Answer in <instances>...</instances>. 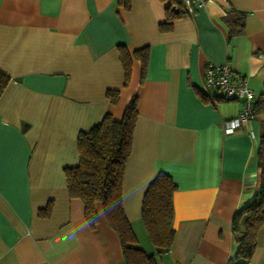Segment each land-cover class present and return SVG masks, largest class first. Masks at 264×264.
Masks as SVG:
<instances>
[{
	"label": "crops",
	"instance_id": "obj_1",
	"mask_svg": "<svg viewBox=\"0 0 264 264\" xmlns=\"http://www.w3.org/2000/svg\"><path fill=\"white\" fill-rule=\"evenodd\" d=\"M174 0H0V264H127L115 230L97 202L89 227L69 196L64 169L78 162L77 135L106 113L120 119L131 97L137 117L125 162L122 209L138 244L157 264H225L236 252V211L256 190V152L264 134V0H206L193 15ZM245 12L243 32L223 16ZM131 58L124 82L117 45ZM149 48L144 77L133 51ZM245 77L257 110L231 131L223 123L241 102L201 88L207 63ZM107 89L118 97L111 102ZM258 104V105H257ZM177 185L174 237L155 253L141 202L159 172ZM50 203L48 216L39 209ZM246 264H264V223Z\"/></svg>",
	"mask_w": 264,
	"mask_h": 264
},
{
	"label": "trees",
	"instance_id": "obj_2",
	"mask_svg": "<svg viewBox=\"0 0 264 264\" xmlns=\"http://www.w3.org/2000/svg\"><path fill=\"white\" fill-rule=\"evenodd\" d=\"M128 8L129 0H118ZM178 11L167 8V21L159 24L161 30L170 28L172 18ZM245 12L230 8L223 16L229 33L243 32ZM118 56L123 68L124 82L129 79L131 58L124 45H117ZM138 60L141 78L144 77L149 48L144 46L133 51ZM8 77L0 72V92ZM106 96L115 102L118 92L107 89ZM258 105V104H257ZM259 108L264 109V105ZM257 110L254 103L253 113ZM137 117V98L131 97L120 119L106 113L102 119L77 135L78 162L64 169L66 187L70 197L78 198L84 209V218L89 227L97 223L96 204H101L107 223L117 233L123 259L127 264H157L154 254H147L138 244L137 237L122 209L121 187L125 162L129 156L133 127ZM259 170L256 190L249 202L241 206L232 219V231L237 248L235 255L225 264H246L253 255L257 233L264 223V134L259 138L256 152ZM177 185L164 171H159L148 183L141 202V221L145 231L160 255L168 251L173 243V193ZM51 204L39 209L40 216H48Z\"/></svg>",
	"mask_w": 264,
	"mask_h": 264
},
{
	"label": "built area",
	"instance_id": "obj_3",
	"mask_svg": "<svg viewBox=\"0 0 264 264\" xmlns=\"http://www.w3.org/2000/svg\"><path fill=\"white\" fill-rule=\"evenodd\" d=\"M206 0H174L173 8L179 13L193 15L204 5ZM201 88L204 95L212 102L221 97L226 100L241 102L237 115L224 121L223 128L231 131L245 125L254 116L253 95L245 77L233 75L231 67L226 63H207L202 72Z\"/></svg>",
	"mask_w": 264,
	"mask_h": 264
}]
</instances>
